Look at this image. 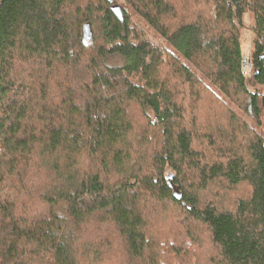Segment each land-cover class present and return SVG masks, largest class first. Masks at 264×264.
I'll return each instance as SVG.
<instances>
[{"label": "trees", "instance_id": "obj_1", "mask_svg": "<svg viewBox=\"0 0 264 264\" xmlns=\"http://www.w3.org/2000/svg\"><path fill=\"white\" fill-rule=\"evenodd\" d=\"M122 1L0 0V264H264V0Z\"/></svg>", "mask_w": 264, "mask_h": 264}, {"label": "rangeland", "instance_id": "obj_2", "mask_svg": "<svg viewBox=\"0 0 264 264\" xmlns=\"http://www.w3.org/2000/svg\"><path fill=\"white\" fill-rule=\"evenodd\" d=\"M119 4L123 3L122 0H117ZM245 21V27L242 29V38H243V51L244 53H248L252 47V32L248 29V26L251 21V16L246 15L244 18ZM139 25H141L145 31L148 33L149 37L152 38L155 42H161V37L150 27L144 25V23L140 20L138 21ZM235 111V106L225 101L222 98H218L217 100V120L218 124L222 128L229 127L230 120L233 116V112ZM227 149L231 156H237L238 154V148L235 142L229 143L227 145Z\"/></svg>", "mask_w": 264, "mask_h": 264}, {"label": "built area", "instance_id": "obj_3", "mask_svg": "<svg viewBox=\"0 0 264 264\" xmlns=\"http://www.w3.org/2000/svg\"><path fill=\"white\" fill-rule=\"evenodd\" d=\"M243 69L246 74H250L251 72V63L246 53L244 55Z\"/></svg>", "mask_w": 264, "mask_h": 264}, {"label": "water", "instance_id": "obj_4", "mask_svg": "<svg viewBox=\"0 0 264 264\" xmlns=\"http://www.w3.org/2000/svg\"><path fill=\"white\" fill-rule=\"evenodd\" d=\"M113 11L118 15V16H122L123 15V10L121 8V6L119 4H114L113 5ZM178 197H180V195L178 194Z\"/></svg>", "mask_w": 264, "mask_h": 264}, {"label": "bare ground", "instance_id": "obj_5", "mask_svg": "<svg viewBox=\"0 0 264 264\" xmlns=\"http://www.w3.org/2000/svg\"><path fill=\"white\" fill-rule=\"evenodd\" d=\"M244 70V69H243Z\"/></svg>", "mask_w": 264, "mask_h": 264}]
</instances>
